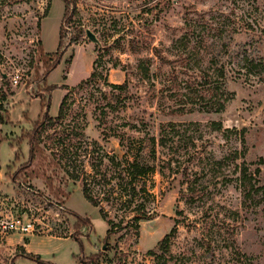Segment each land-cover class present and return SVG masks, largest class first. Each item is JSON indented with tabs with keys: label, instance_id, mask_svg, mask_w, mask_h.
Segmentation results:
<instances>
[{
	"label": "rangeland",
	"instance_id": "rangeland-1",
	"mask_svg": "<svg viewBox=\"0 0 264 264\" xmlns=\"http://www.w3.org/2000/svg\"><path fill=\"white\" fill-rule=\"evenodd\" d=\"M65 11L0 0V264H37L22 248L54 264H264V74L250 69L264 0H70L62 26ZM91 58L98 78L76 88ZM65 97L26 166L44 106L56 118ZM133 156L153 167L134 185L117 166Z\"/></svg>",
	"mask_w": 264,
	"mask_h": 264
},
{
	"label": "trees",
	"instance_id": "trees-1",
	"mask_svg": "<svg viewBox=\"0 0 264 264\" xmlns=\"http://www.w3.org/2000/svg\"><path fill=\"white\" fill-rule=\"evenodd\" d=\"M65 3L66 6V11H65V16L63 19V23L62 26L64 24V20L65 17L67 16V12H68V7L70 4V0H62ZM62 26L60 28V39H59V45H58V49L60 50V48L62 47ZM79 36V35H78ZM40 48L42 49V44L39 43ZM156 55L158 57H161L160 53H158V51L156 50ZM58 54V53H56ZM60 61V60H59ZM57 61L59 64L60 62ZM58 65L54 64L51 67L48 68L47 71V75H50L51 72H53L56 67ZM250 69L251 71L255 72L256 74L262 75L264 74V64L263 63H251L250 64ZM98 78V73L97 71H93L90 76L85 79L82 80L80 82V84L76 87V88H87L90 86L91 82H93L94 80H96ZM113 89L116 90H126L127 89V84H123V85H111ZM57 88L56 86H53L51 88H49V90H53ZM62 89H68L67 87H62ZM65 102H66V97L64 98L60 108H59V115L56 118L51 117L50 115V107H51V101L49 99V102L44 106L45 110H44V114L42 116V121L40 122H36L34 125V129H33V133H32V137L30 138V156H29V161H28V165H32L37 157L38 152L40 151V142L42 140V133L44 132L45 128L47 126H49L50 124H53L56 120L62 118L63 114H64V106H65ZM215 126L217 128H220V124H216ZM152 145H153V155H155V139L152 140ZM147 159L141 158L138 156H133V159H129L126 158L124 161H118L117 162V166L121 167L123 169V174L124 176H127L130 180V182L132 183V185L136 184L138 182V180L145 178L146 176H148L152 171H153V167L149 166V162L146 161ZM258 173H260V169H257L255 172V175H249L248 174V168H244L242 170V179L243 180H247V181H251V180H255L256 176L258 175ZM71 177L75 180H79L80 177L78 176H74L71 175ZM137 187L135 186V189ZM258 191H262L264 192V188L263 187H259L257 189ZM136 192V191H135ZM82 193L84 198L95 208L100 207L101 205L99 204V202L92 196L90 189L88 188V185L86 183L83 184V189H82ZM100 214L102 216V218L109 224L112 225V228H110L107 232V237L109 238L114 230V225L110 222L107 221V217L104 213L103 208L100 209ZM77 218V223L75 225L76 229H80L83 226H90L91 225V221L90 219H83L80 215H76ZM152 217L149 213L145 212V210H141L138 211L136 213V215H134V217H132L130 220L136 224L137 229H139V224L141 221H145V220H150ZM174 233V230L167 235L164 240L162 242H167L170 239L171 234ZM77 242H79L81 249L83 250V243L81 240L73 237ZM18 257H22V258H26L29 259L37 264H54L52 262H46L44 261L40 256L32 254V253H28L24 248L21 249V253ZM99 258V255H95V256H90V264H94L95 260ZM80 263L81 264H86L87 261H85L84 257L80 258Z\"/></svg>",
	"mask_w": 264,
	"mask_h": 264
},
{
	"label": "built area",
	"instance_id": "built-area-1",
	"mask_svg": "<svg viewBox=\"0 0 264 264\" xmlns=\"http://www.w3.org/2000/svg\"><path fill=\"white\" fill-rule=\"evenodd\" d=\"M21 69H15L12 73L7 70H3L1 76L3 80H9L12 87H17L22 80Z\"/></svg>",
	"mask_w": 264,
	"mask_h": 264
},
{
	"label": "crops",
	"instance_id": "crops-1",
	"mask_svg": "<svg viewBox=\"0 0 264 264\" xmlns=\"http://www.w3.org/2000/svg\"><path fill=\"white\" fill-rule=\"evenodd\" d=\"M91 60H92V58L90 59L89 65H88V67L86 69H80V71H78L77 68L75 69V71L77 72L76 73V76H79V74L81 73V76H79L78 82L84 80L89 75ZM76 65H77V59H75V67H76ZM73 74H74V69L72 70V72H71V74L69 76V79L72 77ZM120 76H121L120 77L121 78V81H119V83H122L125 80V75H123V76L120 75ZM69 86H74V85H69ZM3 146H6V145L5 144L0 145V150L2 149Z\"/></svg>",
	"mask_w": 264,
	"mask_h": 264
},
{
	"label": "water",
	"instance_id": "water-1",
	"mask_svg": "<svg viewBox=\"0 0 264 264\" xmlns=\"http://www.w3.org/2000/svg\"><path fill=\"white\" fill-rule=\"evenodd\" d=\"M87 37L89 38L90 41H92L93 43H98V39L97 37L91 32V31H87L86 32Z\"/></svg>",
	"mask_w": 264,
	"mask_h": 264
}]
</instances>
